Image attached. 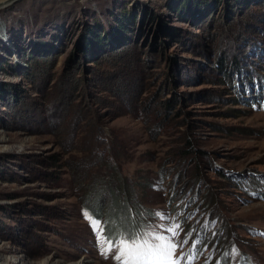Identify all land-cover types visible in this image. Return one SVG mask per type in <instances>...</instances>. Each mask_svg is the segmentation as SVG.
I'll return each mask as SVG.
<instances>
[{"label":"rangeland","instance_id":"374dc122","mask_svg":"<svg viewBox=\"0 0 264 264\" xmlns=\"http://www.w3.org/2000/svg\"><path fill=\"white\" fill-rule=\"evenodd\" d=\"M116 173L136 228L109 237L88 191ZM141 245L264 264V0H0V264Z\"/></svg>","mask_w":264,"mask_h":264},{"label":"trees","instance_id":"16d2710c","mask_svg":"<svg viewBox=\"0 0 264 264\" xmlns=\"http://www.w3.org/2000/svg\"><path fill=\"white\" fill-rule=\"evenodd\" d=\"M243 38L245 40H247L246 36ZM88 42H89V40L85 39V45H84V49H83L85 51H83V52L86 54V56H88V57L90 56V58H93L92 54H90L91 51L86 50L89 47ZM217 64H218V67L220 70L227 67L225 62H223L222 59L219 60V58H218ZM237 65L238 64L235 63V61H234V67ZM230 69H232V68H230ZM225 75H228V73H225ZM166 106H169V103H166ZM185 141L187 144H189L188 139H185ZM116 174H117L116 179L119 183L117 185L118 194H115L114 191H112V190L110 191V197L112 200H111V203L107 205L106 209L103 208L102 198L99 194V191H101V189L97 188V192L94 189H91L94 191H88V194H89V192L92 193V195H91L92 201L88 205V209L90 211V214H92L94 216H99V215L101 216V213L103 212V210L105 211V214L107 216V221L105 224L106 234L109 237H114L115 232L118 233V236H119V235L123 234V232H127V233L132 232L136 228V225H135L136 222L133 219V217H131V215L130 216L128 215L129 211H127L126 205L120 203L119 198L121 196L119 197V195L125 194L126 185L124 184L123 177H121L118 173H116ZM87 196H89V195H87ZM194 249H195V247H194Z\"/></svg>","mask_w":264,"mask_h":264},{"label":"snow or ice","instance_id":"6c2138e0","mask_svg":"<svg viewBox=\"0 0 264 264\" xmlns=\"http://www.w3.org/2000/svg\"><path fill=\"white\" fill-rule=\"evenodd\" d=\"M142 247L143 245L139 247L125 248L121 252L122 257H127L126 264H137V262L140 260V257L137 255V253ZM173 250L174 246H168L166 248L158 247L156 249V251L159 253L158 264H177V262L171 258Z\"/></svg>","mask_w":264,"mask_h":264},{"label":"bare ground","instance_id":"6f19581e","mask_svg":"<svg viewBox=\"0 0 264 264\" xmlns=\"http://www.w3.org/2000/svg\"><path fill=\"white\" fill-rule=\"evenodd\" d=\"M159 256V255H157ZM151 261H152V264H156V256L155 257H151Z\"/></svg>","mask_w":264,"mask_h":264}]
</instances>
